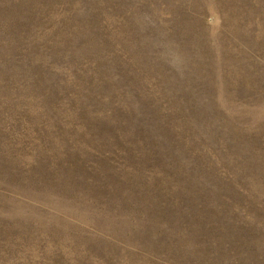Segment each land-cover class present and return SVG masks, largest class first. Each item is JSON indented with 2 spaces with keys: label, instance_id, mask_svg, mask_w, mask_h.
<instances>
[{
  "label": "rangeland",
  "instance_id": "rangeland-1",
  "mask_svg": "<svg viewBox=\"0 0 264 264\" xmlns=\"http://www.w3.org/2000/svg\"><path fill=\"white\" fill-rule=\"evenodd\" d=\"M0 264H264V0H0Z\"/></svg>",
  "mask_w": 264,
  "mask_h": 264
}]
</instances>
